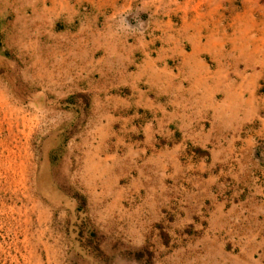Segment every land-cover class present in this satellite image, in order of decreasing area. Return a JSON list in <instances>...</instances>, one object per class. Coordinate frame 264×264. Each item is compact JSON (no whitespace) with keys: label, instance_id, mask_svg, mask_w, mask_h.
<instances>
[{"label":"crops","instance_id":"obj_1","mask_svg":"<svg viewBox=\"0 0 264 264\" xmlns=\"http://www.w3.org/2000/svg\"><path fill=\"white\" fill-rule=\"evenodd\" d=\"M37 22L50 30L51 49L21 51L20 64L0 69V244L20 243L22 223L37 225L39 215L37 117L22 105L36 106L42 97L46 105H65L73 93L87 95L93 113L86 121L99 122L98 135L107 129L125 138L140 133L134 146L145 151L149 145V165L135 167V178L126 173L130 185L143 182L146 171L159 181L169 175L185 184L188 200L214 195L215 185L220 195L228 163L244 169L255 139L264 136V21L148 20V36L128 32L120 20ZM114 121L124 133L112 131ZM126 142L114 144L124 143L123 162L133 147ZM188 147L204 155L181 161ZM116 158L85 153L77 161L79 179L92 169L94 179L107 172L109 187H116L124 166ZM260 187L245 200L255 201ZM224 209L221 204L210 216L225 218Z\"/></svg>","mask_w":264,"mask_h":264},{"label":"rangeland","instance_id":"obj_2","mask_svg":"<svg viewBox=\"0 0 264 264\" xmlns=\"http://www.w3.org/2000/svg\"><path fill=\"white\" fill-rule=\"evenodd\" d=\"M196 18L264 21V0H0V69L20 64L21 51L51 49L46 46L50 30L37 20H120L128 32L148 36V20ZM75 94L65 105H46L43 97L36 106L22 105L37 117L39 215L37 225L22 223L20 243L0 244V264H264V136L255 139L244 169L228 163L220 195L221 186L215 185L207 199L200 201L196 194L188 200L185 184L169 175L159 181L146 171L143 182L130 185L126 173L135 178V167L149 165L144 163L149 145L137 150L140 133L125 138L107 129L98 135L94 125L99 122L86 121L93 113L89 97ZM116 123L112 131L124 133ZM126 139L133 147L123 162ZM116 140L124 143L114 145ZM94 152L112 153L119 166L124 164L116 187H109L107 172L94 179L92 169L79 179L77 161ZM194 155L204 154L188 147L179 159L190 161ZM255 185L261 186L259 195L245 200ZM221 204L225 218L210 216Z\"/></svg>","mask_w":264,"mask_h":264}]
</instances>
